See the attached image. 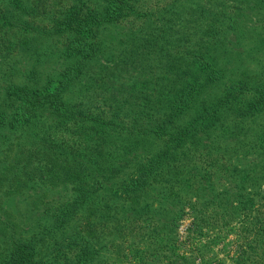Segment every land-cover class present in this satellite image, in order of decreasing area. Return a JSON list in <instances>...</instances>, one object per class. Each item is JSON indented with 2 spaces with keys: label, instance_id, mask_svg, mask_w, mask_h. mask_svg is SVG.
<instances>
[{
  "label": "trees",
  "instance_id": "16d2710c",
  "mask_svg": "<svg viewBox=\"0 0 264 264\" xmlns=\"http://www.w3.org/2000/svg\"><path fill=\"white\" fill-rule=\"evenodd\" d=\"M134 11L130 0H0L1 68L9 55L29 48L31 38L47 41V49L33 48L27 56L30 65L4 67L16 77L0 78L1 151H13L10 137L32 125L71 136L67 148L46 141L61 150L57 156L64 164L48 184H68V195L33 199L32 220L10 216L0 202V264H126L127 258L131 264H188L167 255L184 203L214 224L243 213L250 253L239 262L260 264L264 208L253 213L259 203L244 192L258 184L256 174H264L258 148L264 136V81L231 79L200 45L170 72L176 82L159 89L160 102L138 117L88 115L65 100L86 63L102 51L103 33L114 24L132 23ZM42 59L62 65L56 79L39 70ZM232 163L235 174H254L236 179L235 191L213 195V176L228 174ZM116 253L121 257L114 259Z\"/></svg>",
  "mask_w": 264,
  "mask_h": 264
},
{
  "label": "rangeland",
  "instance_id": "374dc122",
  "mask_svg": "<svg viewBox=\"0 0 264 264\" xmlns=\"http://www.w3.org/2000/svg\"><path fill=\"white\" fill-rule=\"evenodd\" d=\"M130 1L135 19L132 23L128 20L114 24L103 33L102 51L86 63L80 80L66 91L65 100L84 114L99 111L105 118L114 114L128 119L138 117L147 105L160 102L159 89L176 82L170 72L201 46L227 69L231 79L250 84L264 81V0ZM38 38H31L29 48L18 49L6 58V65L0 66V78L14 80V71L4 67H20L24 62L30 65L25 59L33 54V48L47 49V41L34 40ZM10 58L12 61L7 60ZM40 64L39 70L50 71L54 79L62 67L52 59H42ZM2 90L0 86V104ZM45 127L41 124L23 127L10 137L13 151L3 153L0 149V154H5L0 159V202L10 216L32 220L33 199L46 201L69 194L68 184L52 187L48 183L54 170L64 165L61 156H57L61 150L54 147H62L71 137L70 132ZM48 140L55 143L53 148L46 143ZM263 140L264 136L258 146L261 153H264ZM67 145L70 143H65L66 148ZM229 169L227 177L219 172L213 176L216 185L211 187L217 191L213 195H220L223 189L235 191L232 186L236 179L244 175L249 180L254 174V171L247 172L248 176L245 171L235 174L233 163ZM263 176L256 174L258 184L254 189L248 186L244 192L245 198L253 196L259 203L253 213L264 208ZM190 207L191 204L184 203L175 218L172 231L175 242L169 248L172 252L167 253L170 259L178 263L187 259L188 264H241L243 254L250 253L243 239V213L230 222L222 220L214 224ZM203 219L207 224L201 222ZM256 254L259 263L264 264V252ZM119 257L117 253L114 255V259ZM126 264H131L128 258Z\"/></svg>",
  "mask_w": 264,
  "mask_h": 264
}]
</instances>
